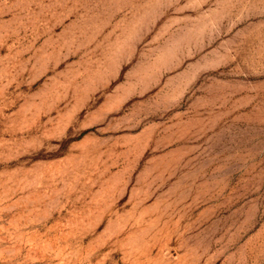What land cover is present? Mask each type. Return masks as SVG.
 <instances>
[{
  "label": "rangeland",
  "instance_id": "374dc122",
  "mask_svg": "<svg viewBox=\"0 0 264 264\" xmlns=\"http://www.w3.org/2000/svg\"><path fill=\"white\" fill-rule=\"evenodd\" d=\"M0 264H264V0H0Z\"/></svg>",
  "mask_w": 264,
  "mask_h": 264
}]
</instances>
